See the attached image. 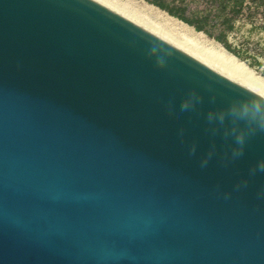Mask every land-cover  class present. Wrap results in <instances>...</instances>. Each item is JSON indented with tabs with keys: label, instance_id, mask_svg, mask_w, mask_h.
<instances>
[{
	"label": "water",
	"instance_id": "1",
	"mask_svg": "<svg viewBox=\"0 0 264 264\" xmlns=\"http://www.w3.org/2000/svg\"><path fill=\"white\" fill-rule=\"evenodd\" d=\"M249 91L98 0H0V264H264V132L208 119Z\"/></svg>",
	"mask_w": 264,
	"mask_h": 264
},
{
	"label": "rangeland",
	"instance_id": "2",
	"mask_svg": "<svg viewBox=\"0 0 264 264\" xmlns=\"http://www.w3.org/2000/svg\"><path fill=\"white\" fill-rule=\"evenodd\" d=\"M124 9L153 30L193 49L217 63L223 50L236 57L256 76L264 78V0H247L242 14L235 20V29L228 33L230 49L215 37L171 15L147 0H108ZM168 2L172 0H167ZM263 2V3H262ZM188 15L212 11L218 5L213 0H188ZM219 34V29L214 30Z\"/></svg>",
	"mask_w": 264,
	"mask_h": 264
},
{
	"label": "clouds",
	"instance_id": "3",
	"mask_svg": "<svg viewBox=\"0 0 264 264\" xmlns=\"http://www.w3.org/2000/svg\"><path fill=\"white\" fill-rule=\"evenodd\" d=\"M160 52L162 51L155 45L150 49V54L156 55L157 63L163 66L166 62L165 56L170 53L161 56L158 55ZM198 102L199 97L192 93L185 99L182 108L186 110ZM208 119L210 122L218 121L220 125L230 124V127L224 128V134L235 137V143L240 146V150H235L233 155L239 156L249 135L255 131L264 132V91H249L244 98L231 102L226 109L210 112ZM206 163L207 160L203 162ZM259 168L264 170V162L260 163Z\"/></svg>",
	"mask_w": 264,
	"mask_h": 264
},
{
	"label": "trees",
	"instance_id": "4",
	"mask_svg": "<svg viewBox=\"0 0 264 264\" xmlns=\"http://www.w3.org/2000/svg\"><path fill=\"white\" fill-rule=\"evenodd\" d=\"M147 1L194 26L198 31H204L209 36L215 37L230 49L231 47L227 42L228 33L235 29V20L242 14L247 0H213L218 5L214 14L212 11H205L191 15L187 14L189 9L188 0ZM216 29H219L217 35L214 34Z\"/></svg>",
	"mask_w": 264,
	"mask_h": 264
},
{
	"label": "bare ground",
	"instance_id": "5",
	"mask_svg": "<svg viewBox=\"0 0 264 264\" xmlns=\"http://www.w3.org/2000/svg\"><path fill=\"white\" fill-rule=\"evenodd\" d=\"M98 1L105 4L109 8L115 10L116 12L124 15L125 17L131 19L137 24L143 26L144 28L160 36L161 38L171 42L175 46L181 48L182 50L186 51L187 53L191 54L192 56L204 62L205 64L211 66L212 68L218 70L219 72L225 74L226 76L232 78L233 80L243 84L249 89L253 91H264V78L253 74L251 70H249L244 64L239 63L236 57L230 54L228 51L223 50V55L222 56L218 55L220 59L219 61L220 63H217L216 61H213L212 59L207 58L201 53L193 49H189L188 47L182 45L181 43H178L172 40L168 36L160 34L158 31L153 30V28L143 25L139 19L129 14L124 9L117 7L111 1H108V0H98Z\"/></svg>",
	"mask_w": 264,
	"mask_h": 264
}]
</instances>
